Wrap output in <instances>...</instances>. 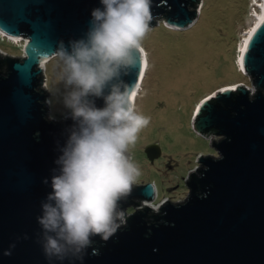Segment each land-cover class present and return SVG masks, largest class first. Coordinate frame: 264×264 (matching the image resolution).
<instances>
[{
	"label": "water",
	"instance_id": "obj_1",
	"mask_svg": "<svg viewBox=\"0 0 264 264\" xmlns=\"http://www.w3.org/2000/svg\"><path fill=\"white\" fill-rule=\"evenodd\" d=\"M193 1L151 0L150 27L162 18L172 28L189 29L197 19ZM96 8L103 10L100 0H0V32L29 47L0 68V264H264V28L241 60L254 95L242 88L217 91L195 114L194 131L216 128L221 140L212 145L216 158L198 159L199 175L188 184L187 198L159 206V213L147 206L126 212L154 198L152 184H135L119 201L126 224L107 241L91 237L80 258L45 255L37 218L74 121L47 119L38 64L61 43L69 48L85 39ZM141 70L138 59L124 81L136 84ZM94 99L104 107L102 98ZM144 154L153 162L160 149L152 144Z\"/></svg>",
	"mask_w": 264,
	"mask_h": 264
},
{
	"label": "clouds",
	"instance_id": "obj_2",
	"mask_svg": "<svg viewBox=\"0 0 264 264\" xmlns=\"http://www.w3.org/2000/svg\"><path fill=\"white\" fill-rule=\"evenodd\" d=\"M85 39L53 53L64 107L74 126L56 163L52 192L38 223L49 258H80L93 236L107 241L126 224L119 201L131 194L141 170L129 155L150 117L138 111L139 84L123 79L138 59L153 20L151 0H100ZM70 49V50H69ZM102 98L104 107L95 106ZM8 254V253H5ZM93 254H98L96 250Z\"/></svg>",
	"mask_w": 264,
	"mask_h": 264
},
{
	"label": "rangeland",
	"instance_id": "obj_3",
	"mask_svg": "<svg viewBox=\"0 0 264 264\" xmlns=\"http://www.w3.org/2000/svg\"><path fill=\"white\" fill-rule=\"evenodd\" d=\"M259 4L260 0H199L197 19L189 29L172 28L162 18L150 27L143 41L147 65L142 94L136 100L138 111L150 117V123L129 155L142 173L136 184L152 183L158 203L163 199L183 202L189 193L185 186L188 175H199L198 159L217 157L211 145L221 137L197 134L195 114L206 97L222 88L235 83L250 86L237 57L242 56L241 47ZM1 36L0 59H21L24 42ZM57 73V60L52 56L40 73L45 84L39 89L48 103L47 119L60 123L70 114L62 103L65 88L57 82ZM148 144L160 149V157L153 162L144 154Z\"/></svg>",
	"mask_w": 264,
	"mask_h": 264
},
{
	"label": "bare ground",
	"instance_id": "obj_4",
	"mask_svg": "<svg viewBox=\"0 0 264 264\" xmlns=\"http://www.w3.org/2000/svg\"><path fill=\"white\" fill-rule=\"evenodd\" d=\"M258 2H259V1H258ZM257 8H258L259 12L256 13L255 16H254V23H253V25H252V29L249 30V31L247 32L248 38L245 37L246 40H248L249 37H251V36L254 35V33H253V30H254V29H257L258 27L262 26L263 19H264V3H263V0H260V4L257 5ZM0 34L2 35L1 37H3V38L12 39V40H16V41L21 40V39H18V38L5 36V35L2 34L1 32H0ZM244 46H245V42H244ZM23 48H25V51H26L27 53H29V47H28V46L23 47ZM243 49H244V48L241 47V55H242V50H243ZM48 59H49V58H47V57H46V60L40 58V60H39L40 62H39V64H38V66H39V68L41 69V71L44 69L45 64L48 62ZM237 61H238V65L241 66V57H240V55H238V57H237ZM146 65H147V60H146V64H144V63L142 62V70H141V72L139 73V76H138V82L136 83V84H139L140 87H141V82H142V79H143V76H144V73H145L144 70H146ZM241 68H242V67H241ZM242 72H244L243 69H242ZM238 84H241V83H238ZM233 85H235V86L222 88V89L220 90V92L227 91V90L229 91V90H234V89H236V85H237V84H233ZM210 97H211V96H210ZM206 99H208V98L206 97V98L204 99V101H205ZM44 104H45V107H47V104H48V103L45 102ZM68 118H69V117H68ZM65 120H67V118H65ZM150 204H151V205H150ZM144 205H145V206H148V207H151V208H155V207H156V205H154V203H148V202H146V204L144 203ZM155 209H156V208H155Z\"/></svg>",
	"mask_w": 264,
	"mask_h": 264
},
{
	"label": "trees",
	"instance_id": "obj_5",
	"mask_svg": "<svg viewBox=\"0 0 264 264\" xmlns=\"http://www.w3.org/2000/svg\"><path fill=\"white\" fill-rule=\"evenodd\" d=\"M198 2H199V0H194L193 2H192V5H193V7H195V6H197V4H198ZM195 9V8H194ZM6 59H0V68H2V67H4L5 69L7 68V64H6V61H5ZM250 79H252V81H254L255 80V76L254 75H252V76H250ZM235 84H237V83H235ZM231 85V84H230ZM229 87H231V86H229ZM240 96V92L237 90L236 92H233L232 94H231V100L233 101V102H235V100H236V98L237 97H239ZM211 103H215V104H218V103H216V100L215 99H213V100H211ZM226 108V107H225ZM227 110H229V108H226ZM201 115H204V112H201ZM218 130L216 129V128H211V129H209V130H205V131H203L202 132V134H201V136H204V137H210V136H218ZM148 145H150V144H148ZM211 147H212V145H211ZM198 173H199V171H198ZM197 178V175H194V174H191L189 177H188V180H187V182L185 183V186L187 187V189L189 190V188H188V184L191 182V181H193V180H195ZM150 184H152V183H150ZM195 190H196V192H199L200 191V189H199V187L197 186V187H195ZM132 210V209H131ZM128 211V210H127Z\"/></svg>",
	"mask_w": 264,
	"mask_h": 264
},
{
	"label": "built area",
	"instance_id": "obj_6",
	"mask_svg": "<svg viewBox=\"0 0 264 264\" xmlns=\"http://www.w3.org/2000/svg\"><path fill=\"white\" fill-rule=\"evenodd\" d=\"M43 84H45V82L43 81L42 82ZM236 88H242V89H244L245 91H247L248 92V95L250 96V97H252L253 95H254V90H253V88H252V86H251V84H250V86H246V85H244V84H237L236 85ZM212 137V136H211ZM215 138L216 137H218V136H214ZM217 139V138H216ZM216 142V141H215ZM152 186H153V190H154V198H153V200L151 201V202H148V203H154L155 202V200H156V197H157V194H156V189H155V186L152 184ZM164 201H162L164 204H166L168 201H165V199H163ZM144 203L146 204V202L145 201H140L136 206H135V208H133L132 209V212H133V210L135 211V212H137L141 207H143V206H145L144 205ZM148 207V206H147ZM156 208V209H155ZM155 208H151L154 212H156V213H158V210H159V206H156ZM122 227V226H121Z\"/></svg>",
	"mask_w": 264,
	"mask_h": 264
},
{
	"label": "snow or ice",
	"instance_id": "obj_7",
	"mask_svg": "<svg viewBox=\"0 0 264 264\" xmlns=\"http://www.w3.org/2000/svg\"><path fill=\"white\" fill-rule=\"evenodd\" d=\"M262 28H264V26H260L257 29H254L253 30L254 35L249 37V39L245 41V46H244V49L242 50V56H241L242 61L245 59V54L247 53L248 49L250 48L255 36L257 34H259V32L261 31Z\"/></svg>",
	"mask_w": 264,
	"mask_h": 264
},
{
	"label": "flooded vegetation",
	"instance_id": "obj_8",
	"mask_svg": "<svg viewBox=\"0 0 264 264\" xmlns=\"http://www.w3.org/2000/svg\"><path fill=\"white\" fill-rule=\"evenodd\" d=\"M216 103H218V102H216ZM217 106H221V104L218 103ZM155 201H156V200H155ZM138 203H139V202H138ZM154 204H155L156 206H163V205H164L163 202H159V203H158L157 201H156V203H154ZM134 208H135V207H134ZM144 210H147V208H145ZM144 210H143V211H144ZM147 215H148V216L151 215L150 211L147 212ZM148 219L152 221V219H150V218H147V221H148Z\"/></svg>",
	"mask_w": 264,
	"mask_h": 264
}]
</instances>
